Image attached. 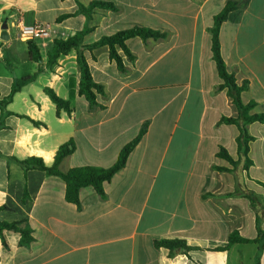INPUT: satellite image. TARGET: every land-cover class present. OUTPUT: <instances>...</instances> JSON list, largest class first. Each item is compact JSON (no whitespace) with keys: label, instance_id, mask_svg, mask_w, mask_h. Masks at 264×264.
Returning <instances> with one entry per match:
<instances>
[{"label":"crops","instance_id":"obj_1","mask_svg":"<svg viewBox=\"0 0 264 264\" xmlns=\"http://www.w3.org/2000/svg\"><path fill=\"white\" fill-rule=\"evenodd\" d=\"M91 1L111 2L119 11L95 8L87 18L79 6ZM228 1L0 0V34L6 22L8 35L0 39V98L14 81L41 69L6 107L11 114L0 129L3 156L39 157L50 166L59 146L73 139L75 151L61 162V172L109 168L146 124L125 166L104 183V195L82 188L78 204L66 201L59 177L25 172L0 157V207L8 208L0 211V222L29 227L32 236L28 246H20L19 233L4 230L0 264H245V258L264 264V248L259 251L256 244L221 250L233 231L250 240L264 232V122L245 126L250 137L245 167L239 154L242 128L221 121L238 113L227 90L218 89L222 81L209 30ZM230 1L235 7L219 28L221 57L238 86L248 83L240 94L243 105L255 104L248 114H264V0ZM63 15L70 16L60 19ZM35 23L52 30L33 40L39 64L28 59L26 45L23 64H30L29 74L19 78L15 35L20 24ZM135 25L169 36L130 39L135 60L123 57L127 74L118 71L106 48L83 52L93 81L104 87L105 96L96 97L102 108L89 111L78 94L74 51L52 68L46 65L54 39L66 40L88 27L83 41L88 45ZM44 87L68 101L73 112L57 116ZM221 150L232 162L219 156ZM161 239H181L192 249L168 259V251L154 245Z\"/></svg>","mask_w":264,"mask_h":264},{"label":"trees","instance_id":"obj_2","mask_svg":"<svg viewBox=\"0 0 264 264\" xmlns=\"http://www.w3.org/2000/svg\"><path fill=\"white\" fill-rule=\"evenodd\" d=\"M235 7V4L230 0L226 3L222 11L214 17L213 25L209 32L211 35V53L212 59L215 63L216 70L222 84L218 86V89H226L227 95L231 99L233 105L235 106L238 116L235 119L232 118H222L221 121L227 124H237L242 128L243 141L240 146L239 154L245 161V167L250 164V160L247 157L248 148L247 143L250 137L247 136L245 131V126L252 122H264V114H254L249 115L250 110L253 109L254 103H249L243 105L240 100L241 92L247 90L248 83L243 81L241 85L235 83V78L232 74L226 71L224 61L220 53L219 45V28L221 24L227 19L229 12H231ZM95 8L111 10L113 12H118L119 8L106 1H91L85 6H79V12L83 13L87 18L91 17V13ZM70 15H63L60 19L69 17ZM91 32L90 28H85L72 37L62 40L54 39L52 41V46L47 54L46 65L52 68L57 64V60L64 55L69 54L74 51L76 55V62L80 73V81L78 85V94L85 98L88 103L89 111L95 110L97 108H102L103 106L98 104L96 101L97 95L105 96L104 87L101 84L95 83L92 79L88 63L83 55L85 50L94 51L101 48H106L109 59L114 61L118 71L121 74H127L129 72L128 68L123 63V57L129 62H134L135 57L130 51L127 42L130 39L139 38L143 41L148 39L158 41L165 40L169 36L166 32H161L151 28L143 26H132L128 29L120 30L114 34L108 36H102L97 41L84 45V37ZM28 49V59L35 63L41 62V56L39 49L34 41L26 42ZM41 71L40 68L36 70L35 73L27 77L18 79L13 82L11 90L8 95L0 98V129L5 127L4 120L11 113L6 110L8 104L11 103L14 95L21 91V89L34 82L37 75ZM44 94L50 99V101L55 105L56 115L59 116L60 112L63 111L70 115L73 112L71 104L60 98L53 89L49 87L43 88ZM34 125L39 126L40 123L31 121ZM146 124L140 129L138 134L127 143L119 152L115 163L109 168H99L94 166H82L69 169L66 172H61L59 167L61 162L68 156H70L75 151V142L73 139H69L67 142L63 143L56 150L53 162L50 166H47L44 161L39 157H28L24 160H17L14 157H6L0 153V157L5 158L7 162L13 161L18 163L23 170L26 172L28 170H39L45 172L47 175L59 177L65 183V199L67 202L72 204H78L79 202V191L85 187H92L99 196H103V185L109 182L112 177L119 172L126 164L127 158L132 150L137 146L142 137L145 134ZM219 156L225 158L229 162H232L230 157L227 155L225 150L219 152ZM27 191L24 190L23 201L27 198ZM8 210L6 206H1L0 211ZM19 223L13 222H0V237L3 239L4 230H14L19 233V245L28 246L32 241L31 230L29 227L23 229L18 228ZM264 232L258 230L257 237L253 240L242 238L237 231H233L229 234L228 244L225 248L221 250H226L231 245L234 244H256L258 245V250L264 248ZM155 247L164 248L168 251V259H171L177 251H181L185 255L192 248L188 247L186 242L181 239H161L154 242Z\"/></svg>","mask_w":264,"mask_h":264},{"label":"rangeland","instance_id":"obj_3","mask_svg":"<svg viewBox=\"0 0 264 264\" xmlns=\"http://www.w3.org/2000/svg\"><path fill=\"white\" fill-rule=\"evenodd\" d=\"M17 28V27H16ZM51 28V27H50ZM52 30V29H50ZM51 33V31H50ZM52 35V34H51ZM15 37L17 38V41L14 42V46L12 48V50L14 51V55L13 57H15V60H19V64L17 65L19 68H18V71H16L18 73V76L19 78H21L22 76H25L27 74H29V70L27 67V65H30L28 62H26L25 64H23V58H24V54H25V50H26V42L23 38H21L20 36H16ZM5 48H3V52L5 53V55L8 53L6 50H4ZM18 56V57H17ZM17 58V59H16ZM3 63V62H1ZM237 252H233V256L236 255ZM245 264H249V260L247 258H245Z\"/></svg>","mask_w":264,"mask_h":264},{"label":"built area","instance_id":"obj_4","mask_svg":"<svg viewBox=\"0 0 264 264\" xmlns=\"http://www.w3.org/2000/svg\"><path fill=\"white\" fill-rule=\"evenodd\" d=\"M18 36L25 41H33L40 37H49L50 29L48 25L35 23L32 25L20 24L18 27Z\"/></svg>","mask_w":264,"mask_h":264},{"label":"water","instance_id":"obj_5","mask_svg":"<svg viewBox=\"0 0 264 264\" xmlns=\"http://www.w3.org/2000/svg\"><path fill=\"white\" fill-rule=\"evenodd\" d=\"M6 29H7V25H6V22H4L3 24H2V26H1V30H2V32H1V34H0V39L1 40H7L8 39V35H7V33H6Z\"/></svg>","mask_w":264,"mask_h":264}]
</instances>
